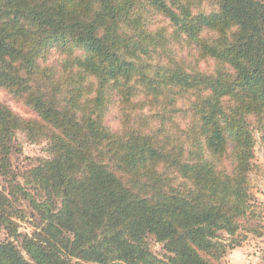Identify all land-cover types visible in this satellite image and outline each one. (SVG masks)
<instances>
[{
    "label": "trees",
    "instance_id": "trees-1",
    "mask_svg": "<svg viewBox=\"0 0 264 264\" xmlns=\"http://www.w3.org/2000/svg\"><path fill=\"white\" fill-rule=\"evenodd\" d=\"M0 89L34 113L0 100V264H223L264 237V0H0ZM19 131L49 153L22 173Z\"/></svg>",
    "mask_w": 264,
    "mask_h": 264
},
{
    "label": "rangeland",
    "instance_id": "rangeland-1",
    "mask_svg": "<svg viewBox=\"0 0 264 264\" xmlns=\"http://www.w3.org/2000/svg\"><path fill=\"white\" fill-rule=\"evenodd\" d=\"M205 66V64H203ZM207 67V65L205 66ZM0 100L7 103L12 107L17 113L24 117H33L34 113L25 105L12 99L4 90L0 89ZM109 125L114 129L119 127V117L117 111L109 115L107 119ZM257 142L255 146V158L253 160L254 166L250 173L251 180V191L256 195L259 202L262 203L264 210V146L259 140V135L256 134ZM15 151H13L11 159L13 168L18 173H22L27 169H30L33 165H36L41 158L49 157V153L46 150L47 142L39 141L32 142L28 139L24 132H17L15 138ZM21 182H24V178L19 177ZM5 182L0 176V189L3 188ZM26 189L32 192L36 196V191L33 186L24 184ZM23 208L25 209L26 218L18 219L20 222V231L32 232V223L34 218L33 209L31 208L29 202L25 201L23 203ZM264 215V212H263ZM6 236L4 230L0 227V239H4ZM151 249L153 253L160 257L165 258L166 250L162 243L156 240H151ZM264 254V237L249 234L246 241L239 247L229 249L222 259L223 264H262V256Z\"/></svg>",
    "mask_w": 264,
    "mask_h": 264
},
{
    "label": "built area",
    "instance_id": "built-area-1",
    "mask_svg": "<svg viewBox=\"0 0 264 264\" xmlns=\"http://www.w3.org/2000/svg\"><path fill=\"white\" fill-rule=\"evenodd\" d=\"M262 264H264V254H263V256H262Z\"/></svg>",
    "mask_w": 264,
    "mask_h": 264
}]
</instances>
